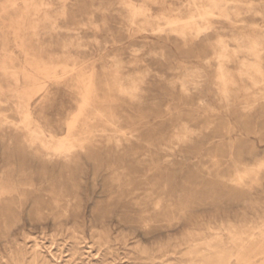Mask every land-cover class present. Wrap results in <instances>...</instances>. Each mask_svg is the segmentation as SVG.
<instances>
[{"label": "rangeland", "instance_id": "1", "mask_svg": "<svg viewBox=\"0 0 264 264\" xmlns=\"http://www.w3.org/2000/svg\"><path fill=\"white\" fill-rule=\"evenodd\" d=\"M124 1H145L155 14L189 3ZM124 1L0 0V119H23L15 108L17 86L5 71L20 73L25 87L23 71L47 65L53 68L42 79L44 90L30 103L33 127L42 125L46 142L56 143L78 122L69 161L30 146L27 132L15 126L0 128V264H264V167L238 179L245 165L264 161V104L257 102L250 115L240 109L264 96V79L256 75L254 86L230 63L242 90L228 110L217 97L211 48L198 40L183 46L138 27L125 32ZM237 1L243 21L214 19L232 47V30L264 33V0ZM117 60L126 73L151 71L140 107L110 82ZM186 70L205 79L193 101L169 83ZM95 108L128 119L138 139L115 148L105 140L115 128ZM184 124L198 135L180 144L176 135Z\"/></svg>", "mask_w": 264, "mask_h": 264}, {"label": "bare ground", "instance_id": "2", "mask_svg": "<svg viewBox=\"0 0 264 264\" xmlns=\"http://www.w3.org/2000/svg\"><path fill=\"white\" fill-rule=\"evenodd\" d=\"M121 2H122V0H121ZM149 2H151V1H149ZM236 2H238V1L237 0H189V3L187 6H183L180 4L176 7V9H174L171 12L160 10V12L158 14H155L153 8H151L147 4V2H145V1H139L138 3H133L132 1H130V2L124 1V7L120 10V12H124L123 13L124 19L128 23L127 28L124 29V31L127 33H132V31H134L135 28L138 27V28H140V30L142 29V32L149 33L150 35H153V36L166 37L168 39L174 37V40H175L174 42L175 43H177V42L181 43L183 46L190 45L191 43H193L197 40L202 42L203 44H207L211 48L213 56L216 60V72H217V76H216L217 82L216 83L217 84L216 83L215 84H216V88H217L218 100L221 103H224L226 105V108L228 110H230L234 106L235 99L238 98L237 93L240 90H242L239 86L238 81L235 78V75L230 72V69L227 68V66H229L230 63H233V62L236 63L238 65L237 66V75L243 79H244V77L249 78V80L252 82V85H254V86L259 85L258 80L255 78L256 75L259 76L260 78L262 77L264 79V33L261 32V34H253L252 35V34H249L247 32H244V31L237 33L235 30H232L231 33L229 32L230 37H231V41L234 42V45H235L234 47H232L229 44V42H227L225 40L226 38H224L221 35L220 30L222 28L220 29V28H217L215 26V23H214L215 20L214 19H217V18L225 19V21L227 20L228 22H230L233 25L235 23V18H236V21L242 20L240 18V14H239L240 11L235 6ZM39 10L40 9H38V11ZM254 10L255 9L252 8L250 11H253V13L255 14L256 11L254 12ZM62 11H65V9H63ZM256 14H258V13H256ZM122 19H123V17H122ZM139 23H140V25H139ZM77 24L79 25V23H77ZM51 29L53 30V28H51ZM256 29H258V28H256ZM54 30H56V28ZM226 31L227 30H225V32ZM55 32H57V31H55ZM46 33L50 34V31H47ZM229 33H227V34H229ZM48 37H49V35H48ZM71 43H72V41H71ZM140 46H142V45H140ZM131 49H133V48H131ZM134 49H136V48H134ZM137 51H139V50L137 49ZM143 51H145V50H143ZM154 52H156V51H154ZM161 55H162V52H161ZM160 57H162V56H160ZM163 57H166V56H163ZM5 58H7V57H5ZM205 61L207 62V64H211L212 58L206 57ZM213 61H214V59H213ZM144 62H148V61L144 60ZM133 65H135V64H133ZM111 67H113V68L111 69L112 70V80L110 79V82L113 84V86L115 88H117L118 93L123 98H127L130 101V103H135V104L137 102L142 103V99H143L142 94L144 92L143 87L145 84H147L148 79H150L152 77L151 71L149 69L145 68L146 70H143V72H140V73L136 72L137 73L136 75L131 74V73H126L125 71H127V70L124 71V65H123L122 60H119V61L117 60L115 63H113V66L111 65ZM51 68H53V67H51ZM51 68L48 67L47 65H43V68H40L36 72L25 69L23 71V74L25 73V77L30 82L29 85H27L25 87L20 86V78H19L20 73L17 74L18 73L17 72V73L10 74V73H8L9 71H7V72L5 71V74H4L5 77H7L9 79H10V77H12V79H14L15 85L17 86V88L14 92L15 97L17 98V102H16V105L15 104L14 105L16 106L15 108H17V110H19V111L23 110L21 112L23 119H22V121H20L18 123H14V122L8 121V119H6V117H5V119H0V128H4L5 126H10V127L15 126L17 130H20V131L23 130V132L24 131L27 132V136L29 138L28 142H29L30 146H34V145L38 144L42 148H44L48 153H50L51 155L55 154V155H58L59 157H61V159H63V161L64 160L69 161L71 159V155H72L73 151L76 149V146H77V145H75L74 140L72 139V137L75 136L74 134H72V132H73V130L77 129L75 127H76L78 122L73 121V123H71L69 125V133H68L69 137H64V139H62L56 143L46 142L44 130L41 128V126L33 127L34 117L30 111V103L32 102V100H34V98L36 96H39V94H41V92H40L41 90L42 91L44 90V84L42 83V79L45 75L50 74ZM4 69L7 70L8 67H7V69L6 68H4ZM0 70H1V68H0ZM52 71H54V70H52ZM190 71L192 72V70H190ZM110 73H111V71H110ZM157 76H158V74L154 75V77H157ZM161 78L163 79L162 75H161V77H159V79H161ZM107 80L108 79H106V81ZM204 81H205L204 76L201 73L196 75L194 72L190 73L188 70H186L180 77L170 80L169 83L172 86L171 88L178 87V89L180 90V93L183 95V97H185L189 101H193L194 100V98H193L194 97L193 96L194 91L203 92ZM110 82L108 80L106 85L109 86ZM215 84H214V86H215ZM94 85H95V81L93 79V80H91L90 85H89V93L94 91ZM173 90H174V88H173ZM2 91H3V88H2ZM108 92H106V93H108ZM3 93L4 92H2V94ZM144 94H146V92ZM173 94H175V93H173ZM11 95L13 96V94H11ZM259 96H256L255 100H253V102L245 101V102L240 104V107H241L240 109L244 115L253 114L258 107L257 102H261L264 104V96L263 95H262V97L261 96L259 97ZM0 97H2V96H0ZM94 97H95V95L93 96V98ZM10 100H11V98H10ZM12 100H15V99H12ZM202 102H203V104H206V101L202 100ZM94 104H95V101H94ZM139 104L137 103L136 105H139ZM155 104H156V102H155ZM89 105H90V100L87 98L85 101V106H83L82 109L80 110V115L82 116V118L85 116L86 107H89ZM138 107H140V105ZM142 107H143V105H142ZM209 108H211V107H209ZM113 109H114V107H113ZM113 109H111V110H113ZM101 111H102V109H101ZM94 112H95V110H94ZM97 112H98V110H97ZM80 115H79V117H81ZM92 116H94V114ZM98 116L106 124L111 125L115 128L114 135L105 136V140L107 139L109 142H113L115 145V148L120 149L123 146L124 141L132 142V141L138 139L137 135L135 134V132H137V130L133 129L129 125V122H127L128 119H126V118L123 119L122 115H120L118 113H115L112 115H109V114L107 115L106 113L98 112ZM77 118H78V116H77ZM129 119L131 120V118H129ZM87 125H89V124H87ZM104 129H106V128H104ZM7 131H8V129H7ZM91 131L92 130L90 129V132ZM180 131H182V132L181 133L178 132L179 134L176 135V140L178 142H180V144L190 141L195 134L198 135V131L191 128L188 124H184L182 126V130H180ZM96 132L98 133V131H96ZM93 133H94V131H93ZM16 134H17V131H16ZM94 134H96V133H94ZM81 136H82V134H81ZM90 136H92V135H90ZM99 136L96 135V137H99ZM196 137L198 138V136H196ZM53 139H56V137H53ZM77 139H79V138H77ZM86 139H88V137H86ZM75 140H76V138H75ZM99 140H101V139H99ZM26 144H28V143H26ZM98 144H99V142H98ZM96 146H98V145H96ZM35 147H37V145ZM235 164H236V166H238V163L236 161H235ZM263 167H264V161L258 162L257 165H255V166L245 165L243 167L244 168L243 171H238V179L243 182V180L246 177H249V176L255 175V174L257 175V173H258L257 171ZM250 179H249V181H250ZM65 198H67V197H65ZM65 198H64V200H66ZM260 229H259V231L261 232Z\"/></svg>", "mask_w": 264, "mask_h": 264}, {"label": "crops", "instance_id": "3", "mask_svg": "<svg viewBox=\"0 0 264 264\" xmlns=\"http://www.w3.org/2000/svg\"><path fill=\"white\" fill-rule=\"evenodd\" d=\"M34 115V114H33ZM35 117V116H34ZM40 124V123H39ZM41 125V124H40ZM42 126V125H41ZM42 128L44 129V127L42 126ZM45 130V129H44ZM46 131V130H45ZM47 132V131H46ZM52 135V134H51Z\"/></svg>", "mask_w": 264, "mask_h": 264}]
</instances>
